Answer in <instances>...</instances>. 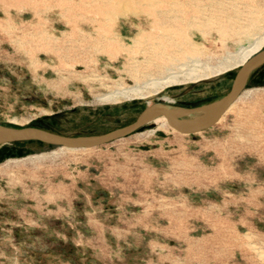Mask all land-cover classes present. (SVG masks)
Masks as SVG:
<instances>
[{"label": "rangeland", "instance_id": "374dc122", "mask_svg": "<svg viewBox=\"0 0 264 264\" xmlns=\"http://www.w3.org/2000/svg\"><path fill=\"white\" fill-rule=\"evenodd\" d=\"M158 10L203 65L264 31V0H0V123L98 134L225 95L234 64L100 100L155 76ZM228 110L192 134L162 117L93 148L0 146V264H264V65Z\"/></svg>", "mask_w": 264, "mask_h": 264}, {"label": "water", "instance_id": "95a60500", "mask_svg": "<svg viewBox=\"0 0 264 264\" xmlns=\"http://www.w3.org/2000/svg\"><path fill=\"white\" fill-rule=\"evenodd\" d=\"M264 65V49L242 64L231 83L229 91L217 100L196 106L184 107L166 102L145 106L136 119L129 124L98 134L66 135L36 126L0 123V146L16 142L39 141L55 147L87 149L126 137L147 123L164 118L168 127L192 134L211 128L235 103L245 90L254 73Z\"/></svg>", "mask_w": 264, "mask_h": 264}, {"label": "bare ground", "instance_id": "6f19581e", "mask_svg": "<svg viewBox=\"0 0 264 264\" xmlns=\"http://www.w3.org/2000/svg\"><path fill=\"white\" fill-rule=\"evenodd\" d=\"M163 12H164L163 10H158L157 11L158 16L155 20L157 26L160 28V30L163 31L159 35L154 37L155 39L158 38L155 42V45L156 47L160 48V50L153 53L159 57V62L154 63V67H153L154 68L153 70H155L154 73L155 76H152V73H150L149 75L151 77L148 80H145L142 83H138L134 86L121 85L116 89L111 90L109 94L100 97V100L118 101L122 98L131 99L136 97L137 98L145 97L147 94L152 92H157L158 90L169 85H178L190 81L192 82L198 81L200 79L207 78L211 73L226 70V68L230 67L232 64H234L235 67H240L249 58H251L253 55L261 51L264 47V31H263L261 34L256 36L254 41H252L249 45L242 46L236 53H231L230 57L226 59V63L221 64L222 65L221 67L210 66L208 64L203 65L199 63L200 61L197 59V57L194 56L196 49L192 47L189 41H186L187 36H185L182 33V31L178 32L179 30L183 29L182 26L170 22L167 16L162 17L160 14ZM182 13H185L184 9H182ZM258 14H262V13H258ZM174 18L178 19L177 17ZM181 21L182 24L184 25L191 24V20L186 19L184 15L182 16ZM254 22L256 23L257 20L254 19L253 23ZM175 24L178 25L177 31L170 29L171 26ZM171 33L181 34L182 38H184V41H186L187 43H185L184 46H181L180 44L173 42L172 40H170V38L172 37ZM118 47H119L118 44L115 43L109 44V48L111 50L113 49L115 50ZM253 92L254 90H246L247 95H250ZM163 100H169V98L164 97ZM233 106L234 104L229 108V110L232 109ZM159 119L160 118H158L157 120ZM14 121H16V119ZM165 124L167 125L166 122ZM60 149H65V148L60 147Z\"/></svg>", "mask_w": 264, "mask_h": 264}, {"label": "trees", "instance_id": "16d2710c", "mask_svg": "<svg viewBox=\"0 0 264 264\" xmlns=\"http://www.w3.org/2000/svg\"><path fill=\"white\" fill-rule=\"evenodd\" d=\"M24 143H37L43 148H53V147H55L54 145L45 144V143L39 142V141L16 142L15 144H24Z\"/></svg>", "mask_w": 264, "mask_h": 264}]
</instances>
